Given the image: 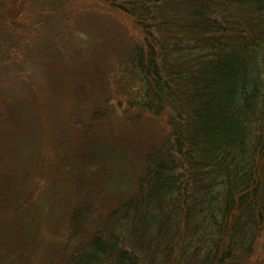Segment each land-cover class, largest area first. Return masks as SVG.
I'll use <instances>...</instances> for the list:
<instances>
[{
  "label": "trees",
  "instance_id": "16d2710c",
  "mask_svg": "<svg viewBox=\"0 0 264 264\" xmlns=\"http://www.w3.org/2000/svg\"><path fill=\"white\" fill-rule=\"evenodd\" d=\"M100 1L141 36L124 40L133 48L110 72L119 86L137 77L132 120L158 118L169 135L135 142L138 174L125 177L111 159L126 156L123 141L67 151L63 179L82 174L75 160L85 155L87 181L106 175L113 200L103 222L74 220L69 264H250L264 241V68L253 57L264 46V0ZM97 143L112 147L104 155Z\"/></svg>",
  "mask_w": 264,
  "mask_h": 264
},
{
  "label": "rangeland",
  "instance_id": "374dc122",
  "mask_svg": "<svg viewBox=\"0 0 264 264\" xmlns=\"http://www.w3.org/2000/svg\"><path fill=\"white\" fill-rule=\"evenodd\" d=\"M98 1L0 0V264H69L80 244L74 220L87 226L110 217L106 175L96 186L87 181L85 155L75 160L82 174L63 179L61 162L75 146L123 141L126 156L111 159L125 177L138 174L141 147L135 142L169 135L158 118L136 112L140 120H132L137 77L119 86L110 72L119 58L126 63L133 48H125L124 40L140 42L141 36L127 17ZM99 24L104 32L97 31ZM253 57L264 68V46ZM107 145L95 144L104 155L112 147ZM29 228L34 234L26 238ZM250 264H264L262 239Z\"/></svg>",
  "mask_w": 264,
  "mask_h": 264
}]
</instances>
